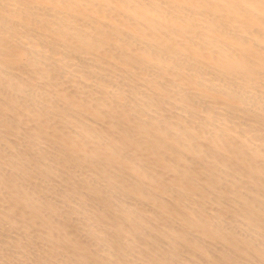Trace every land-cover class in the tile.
<instances>
[{
  "label": "bare ground",
  "instance_id": "obj_1",
  "mask_svg": "<svg viewBox=\"0 0 264 264\" xmlns=\"http://www.w3.org/2000/svg\"><path fill=\"white\" fill-rule=\"evenodd\" d=\"M0 264H264V0H0Z\"/></svg>",
  "mask_w": 264,
  "mask_h": 264
}]
</instances>
